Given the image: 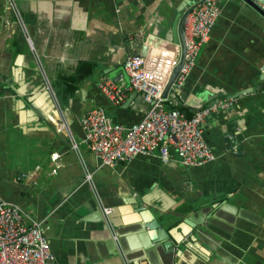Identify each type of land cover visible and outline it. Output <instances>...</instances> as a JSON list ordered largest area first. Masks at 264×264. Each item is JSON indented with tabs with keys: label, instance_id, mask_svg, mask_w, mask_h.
I'll list each match as a JSON object with an SVG mask.
<instances>
[{
	"label": "crops",
	"instance_id": "1",
	"mask_svg": "<svg viewBox=\"0 0 264 264\" xmlns=\"http://www.w3.org/2000/svg\"><path fill=\"white\" fill-rule=\"evenodd\" d=\"M14 1L21 23L0 0V19L10 20L0 32V198L45 217L50 264H264L260 11L219 0L209 37L174 89L188 116L230 101L204 121L213 159L185 166L174 151L167 161L153 152L97 167L81 116L101 106L123 124L142 117L147 104L123 61L146 41L172 40L167 29L183 0ZM104 77L123 85L119 105L99 90ZM184 216L201 221L200 238H190V226L180 234Z\"/></svg>",
	"mask_w": 264,
	"mask_h": 264
},
{
	"label": "built area",
	"instance_id": "2",
	"mask_svg": "<svg viewBox=\"0 0 264 264\" xmlns=\"http://www.w3.org/2000/svg\"><path fill=\"white\" fill-rule=\"evenodd\" d=\"M6 3L21 23L15 1L6 0ZM258 4L264 10V3ZM220 11L219 0H197L187 13L183 63L165 97L163 91L180 59L179 44L160 39L164 43L155 48L149 43L145 55L133 52L125 57L123 68L129 86L141 93L142 100L147 104L146 110L139 120L130 124L113 121L101 106L92 107L81 116L83 141L97 159V167L113 166L118 161L153 152L167 161L174 151L179 162L185 166L199 165L215 157L203 136L204 121L210 114L229 105L230 101L221 99L206 104L188 116L177 107L174 89L182 84L195 64L199 48L209 37ZM9 23L8 15L4 14L0 19V32ZM41 73L44 76V72ZM45 82L52 91L51 97L58 104L50 83L48 80ZM97 86L110 103L119 105L124 100L122 84L104 77L97 82ZM72 146L77 148L76 142L73 141ZM91 175L92 172L87 171L85 180H90ZM104 212L109 213L110 208L105 207ZM44 221L45 217H36L19 204L0 198V264H50L53 252L43 230Z\"/></svg>",
	"mask_w": 264,
	"mask_h": 264
},
{
	"label": "water",
	"instance_id": "3",
	"mask_svg": "<svg viewBox=\"0 0 264 264\" xmlns=\"http://www.w3.org/2000/svg\"><path fill=\"white\" fill-rule=\"evenodd\" d=\"M249 3L253 4L261 13V15L264 18V10L260 8L258 3H264V0H246ZM197 3V0H183V3H181L179 6L176 7V13L174 14V16L172 17L171 23L169 28L167 29V32L170 31V38L175 42V43H179L180 49H181V54H180V59L177 63V65H175L172 69V72L169 76L168 82L165 86V89L163 91V97L166 96L167 91L171 85V83L173 82V80L176 78L180 67L183 63V59H184V49H185V42H184V22H185V18L187 13H189L193 7L195 6V4ZM171 40V41H172ZM149 47V41H146L140 50V53L145 55L147 53ZM262 77V76H261ZM162 210V209H161ZM166 210V209H165ZM162 210L161 214H167V216H169V214L165 211ZM182 220L184 221V223L187 226L182 227V225H180L178 228L180 230V234L184 235L187 234L184 230L185 228L187 229L188 226H190V231L192 230V234L190 235V238L194 237H201V232L199 233L198 229H197V224H201V221L199 220H192L187 216H184L182 218ZM161 225V222H159L157 219H153V221H151L149 223V226H152L154 228H158ZM163 229V228H162ZM159 232H162L161 230H159ZM169 233V231H166ZM184 232V233H183ZM177 237H179V235L177 234L176 237L173 239L174 241L177 240ZM171 243V242H170ZM170 249V248H169Z\"/></svg>",
	"mask_w": 264,
	"mask_h": 264
},
{
	"label": "clouds",
	"instance_id": "4",
	"mask_svg": "<svg viewBox=\"0 0 264 264\" xmlns=\"http://www.w3.org/2000/svg\"><path fill=\"white\" fill-rule=\"evenodd\" d=\"M149 48V47H148Z\"/></svg>",
	"mask_w": 264,
	"mask_h": 264
}]
</instances>
